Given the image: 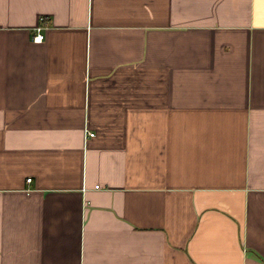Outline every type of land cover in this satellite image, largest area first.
<instances>
[{"label":"crops","instance_id":"obj_1","mask_svg":"<svg viewBox=\"0 0 264 264\" xmlns=\"http://www.w3.org/2000/svg\"><path fill=\"white\" fill-rule=\"evenodd\" d=\"M0 264H264V0H0Z\"/></svg>","mask_w":264,"mask_h":264},{"label":"built area","instance_id":"obj_2","mask_svg":"<svg viewBox=\"0 0 264 264\" xmlns=\"http://www.w3.org/2000/svg\"><path fill=\"white\" fill-rule=\"evenodd\" d=\"M43 29V26H40L37 28L38 33L35 35L34 40L36 42H41L43 40V35L40 33V31ZM94 135V133H91V136ZM29 181H31V178L28 179Z\"/></svg>","mask_w":264,"mask_h":264}]
</instances>
